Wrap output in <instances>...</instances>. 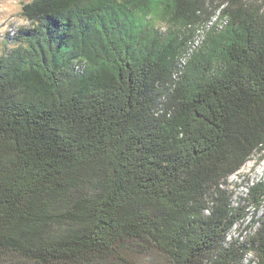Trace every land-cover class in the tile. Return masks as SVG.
Listing matches in <instances>:
<instances>
[{
  "label": "trees",
  "instance_id": "1",
  "mask_svg": "<svg viewBox=\"0 0 264 264\" xmlns=\"http://www.w3.org/2000/svg\"><path fill=\"white\" fill-rule=\"evenodd\" d=\"M21 14L0 56V263L264 264V182L248 188L263 208L248 244L226 241L248 214L226 179L264 156V4L29 0Z\"/></svg>",
  "mask_w": 264,
  "mask_h": 264
},
{
  "label": "rangeland",
  "instance_id": "2",
  "mask_svg": "<svg viewBox=\"0 0 264 264\" xmlns=\"http://www.w3.org/2000/svg\"><path fill=\"white\" fill-rule=\"evenodd\" d=\"M29 0H0V4L18 3L21 5ZM220 0H216L219 2ZM249 2L263 3L264 0H248ZM21 14V13H19ZM17 13H9L0 10V56L9 55L17 43L13 39L14 31L17 27L11 22V17ZM156 27L160 31H165L167 24L161 21H156ZM204 29V28H203ZM202 30V29H200ZM263 152L253 154L250 159L235 173L226 179V186L233 195L234 204L243 205L247 208V216L239 223L235 224L228 232L226 241L231 243L235 248L243 247L248 244V239L253 235L257 223L254 220L262 214L263 208L255 214L252 204L248 199V188L257 182H264V167L261 171L257 167L264 162ZM224 186V185H223ZM225 187V186H224ZM252 252H246L241 264H256L254 255H249ZM140 264H163L162 259L156 253L143 255L138 259ZM0 264H33L27 260L9 258Z\"/></svg>",
  "mask_w": 264,
  "mask_h": 264
},
{
  "label": "built area",
  "instance_id": "3",
  "mask_svg": "<svg viewBox=\"0 0 264 264\" xmlns=\"http://www.w3.org/2000/svg\"><path fill=\"white\" fill-rule=\"evenodd\" d=\"M215 19H216V16L212 17L211 20L208 21V23H206V25H202L197 30L195 36L188 42L186 51L184 52V54L181 58L182 64H185V62L189 58V56L200 46V44L202 43L205 31L208 30L210 28V26H212ZM224 23H225V21H224ZM200 29H202V30H200Z\"/></svg>",
  "mask_w": 264,
  "mask_h": 264
},
{
  "label": "clouds",
  "instance_id": "4",
  "mask_svg": "<svg viewBox=\"0 0 264 264\" xmlns=\"http://www.w3.org/2000/svg\"><path fill=\"white\" fill-rule=\"evenodd\" d=\"M0 10L9 12V13H17V15H13L11 17V22L17 28L27 26L30 23L27 17L23 16L22 14H19L21 13V5L18 3H12L11 5L7 3L0 4ZM249 255H255V254L249 253Z\"/></svg>",
  "mask_w": 264,
  "mask_h": 264
},
{
  "label": "bare ground",
  "instance_id": "5",
  "mask_svg": "<svg viewBox=\"0 0 264 264\" xmlns=\"http://www.w3.org/2000/svg\"><path fill=\"white\" fill-rule=\"evenodd\" d=\"M246 164H247V163H246ZM263 167H264V162L261 163V164L257 167V170H258V171H261V170L263 169Z\"/></svg>",
  "mask_w": 264,
  "mask_h": 264
}]
</instances>
